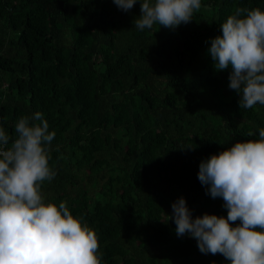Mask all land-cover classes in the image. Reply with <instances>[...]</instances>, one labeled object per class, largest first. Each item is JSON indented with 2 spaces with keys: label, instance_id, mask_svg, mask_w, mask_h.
<instances>
[{
  "label": "trees",
  "instance_id": "16d2710c",
  "mask_svg": "<svg viewBox=\"0 0 264 264\" xmlns=\"http://www.w3.org/2000/svg\"><path fill=\"white\" fill-rule=\"evenodd\" d=\"M257 7L201 0L187 24L141 31L140 0L127 12L112 0H0V126L14 137L19 117L43 114L57 175L42 193L96 231L101 264H229L167 216L180 197L193 218L227 216L199 164L258 139L264 106L239 107L231 69L214 70L208 49L229 15Z\"/></svg>",
  "mask_w": 264,
  "mask_h": 264
},
{
  "label": "clouds",
  "instance_id": "9594fccd",
  "mask_svg": "<svg viewBox=\"0 0 264 264\" xmlns=\"http://www.w3.org/2000/svg\"><path fill=\"white\" fill-rule=\"evenodd\" d=\"M112 2L127 12L137 0ZM200 8L201 0H140L134 26L174 29ZM220 30L208 49L214 70L231 69L228 86L240 108L264 106V10L238 8ZM48 128L40 112L19 117L14 137L0 126V264H101L96 231L65 202H46L42 193V184L57 175L49 165L55 133ZM197 177L211 198H222L227 216L193 218L180 197L166 215L177 236L189 235L201 253L221 254L229 264H264V128L258 139L202 160Z\"/></svg>",
  "mask_w": 264,
  "mask_h": 264
},
{
  "label": "rangeland",
  "instance_id": "374dc122",
  "mask_svg": "<svg viewBox=\"0 0 264 264\" xmlns=\"http://www.w3.org/2000/svg\"><path fill=\"white\" fill-rule=\"evenodd\" d=\"M204 7H206V5Z\"/></svg>",
  "mask_w": 264,
  "mask_h": 264
}]
</instances>
